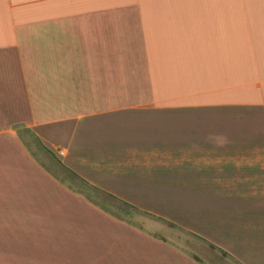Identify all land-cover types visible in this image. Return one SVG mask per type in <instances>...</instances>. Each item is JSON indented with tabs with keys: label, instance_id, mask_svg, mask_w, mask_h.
Masks as SVG:
<instances>
[{
	"label": "crops",
	"instance_id": "1",
	"mask_svg": "<svg viewBox=\"0 0 264 264\" xmlns=\"http://www.w3.org/2000/svg\"><path fill=\"white\" fill-rule=\"evenodd\" d=\"M0 264H264V0H0Z\"/></svg>",
	"mask_w": 264,
	"mask_h": 264
}]
</instances>
